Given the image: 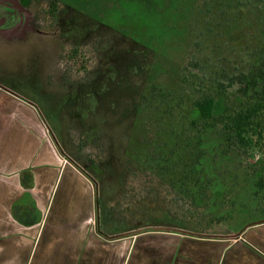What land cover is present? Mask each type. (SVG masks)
<instances>
[{"label": "rangeland", "instance_id": "374dc122", "mask_svg": "<svg viewBox=\"0 0 264 264\" xmlns=\"http://www.w3.org/2000/svg\"><path fill=\"white\" fill-rule=\"evenodd\" d=\"M78 1V5L69 6V14L76 17L77 23L70 25L68 35L81 33V37H92L94 41H88L86 51L91 50L93 54L99 50L94 34L99 33L97 36L103 38L100 53L96 54L100 58L96 60L97 65L103 73H98L95 81L86 84L84 76L70 78L72 70L65 57L68 49L57 48L52 43V35L42 44L22 45L16 50L17 61L13 55H3V64L0 61L1 88L37 110L40 122L47 127L55 144L56 156L65 166L70 163L85 173L94 186L98 202L110 199L112 207L119 208L113 210V216L130 218L132 227L166 226L213 235L237 232L263 219L264 209L259 204L240 199L243 179L237 172L218 179L222 197L217 200L211 192L198 200L182 197L186 203L178 196L176 201L180 202L173 204L168 203L169 199L165 203L162 197L153 196V200L146 197L147 202L136 206L137 202L129 199L131 193L134 197L142 194L139 179L135 177L139 173L134 168L145 157L143 139L151 118L147 112L134 116L139 95H148L153 86L175 91L178 88L175 74L181 73L192 60L210 58L217 62V56L224 57L232 69V65L245 60L241 45L246 41L240 39L248 27L235 33L232 38L236 42L228 43L222 38L223 46L218 54L214 53L216 47L210 41H199V44L193 41L188 51L191 25L184 26L180 18H187V22L194 19L199 12L195 0H171L166 7L159 0ZM122 23H129L127 31L121 30ZM121 35L126 40L119 46L116 37ZM93 64L90 65L94 67L96 64ZM196 68L192 70L197 72ZM69 81L71 91L65 87ZM215 178L218 176H212ZM233 179L237 183L232 185ZM151 186L149 183L142 188L147 191ZM155 189L158 194L172 192L168 191V185H157ZM169 193L166 195L170 196ZM125 208L128 209L123 213Z\"/></svg>", "mask_w": 264, "mask_h": 264}, {"label": "trees", "instance_id": "16d2710c", "mask_svg": "<svg viewBox=\"0 0 264 264\" xmlns=\"http://www.w3.org/2000/svg\"><path fill=\"white\" fill-rule=\"evenodd\" d=\"M159 1L166 7L171 0ZM195 1L199 12L194 19L187 22V18H180L184 26L191 25L188 51L193 41L195 44L210 41L216 47L214 53L218 54L223 46L222 38L228 43L236 42L238 40L232 38L235 33L248 27L243 36L246 39H240L246 41L241 45L245 60L232 65V69L224 57L217 56V62L210 58L192 60L181 73L175 74L178 82L175 91L153 86L148 95H139L134 116L147 112L151 118L143 139L145 157L134 168L139 173L135 177L139 179V193L142 194L134 197L131 193L129 199L137 202L136 206L139 202H147L146 197L153 200V196L162 197L165 203L169 199L168 203L173 204L180 202L176 201L177 196L180 200L182 197L198 200L211 192L217 200L222 197L218 179L235 172L243 179L240 199L256 202L264 209V0ZM128 24H120L121 30L127 31ZM121 36L116 37L119 46L126 40L125 35ZM90 39L85 47L72 45L65 56L70 59L71 76H84L86 84L95 81L98 73H103L97 65L99 61L96 62L97 58L100 60L96 54L100 53L103 38L94 54L86 51ZM92 63L96 65L92 67ZM196 66L197 72H194L192 69ZM84 136L88 142L82 134V138ZM127 176L128 173L123 177V184ZM212 176L218 178L212 179ZM149 183H152L151 188L144 190L142 187ZM235 183L234 179L230 182ZM154 185H168V191H172L168 192L170 196L165 191L160 196ZM138 198L140 201L136 200ZM105 201L111 202L110 199ZM114 209L119 208L113 207L109 212Z\"/></svg>", "mask_w": 264, "mask_h": 264}, {"label": "crops", "instance_id": "0c3cea01", "mask_svg": "<svg viewBox=\"0 0 264 264\" xmlns=\"http://www.w3.org/2000/svg\"><path fill=\"white\" fill-rule=\"evenodd\" d=\"M69 166L37 110L0 88V264H264V219L213 235L132 227Z\"/></svg>", "mask_w": 264, "mask_h": 264}, {"label": "flooded vegetation", "instance_id": "af4514ba", "mask_svg": "<svg viewBox=\"0 0 264 264\" xmlns=\"http://www.w3.org/2000/svg\"><path fill=\"white\" fill-rule=\"evenodd\" d=\"M71 4L78 5L79 1L73 0L70 3V0H0V59L3 55H13L17 61V49L34 42L42 44L46 42L48 35L53 36L52 43L57 48H67L69 51L72 45L85 47L87 40L92 37H81V33L68 35L70 25L77 23L76 17L69 14ZM94 35L95 42L99 43L101 37L97 35L100 34ZM48 45L50 44L47 43ZM0 61L3 64V60ZM69 62L70 59L66 57L68 67ZM68 83L65 87L71 91L70 81Z\"/></svg>", "mask_w": 264, "mask_h": 264}, {"label": "built area", "instance_id": "2783aa9c", "mask_svg": "<svg viewBox=\"0 0 264 264\" xmlns=\"http://www.w3.org/2000/svg\"><path fill=\"white\" fill-rule=\"evenodd\" d=\"M64 163L67 164L68 162L65 160Z\"/></svg>", "mask_w": 264, "mask_h": 264}]
</instances>
